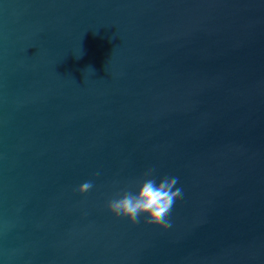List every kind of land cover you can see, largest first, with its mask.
Listing matches in <instances>:
<instances>
[{"label": "water", "instance_id": "1", "mask_svg": "<svg viewBox=\"0 0 264 264\" xmlns=\"http://www.w3.org/2000/svg\"><path fill=\"white\" fill-rule=\"evenodd\" d=\"M0 264H264V0H0Z\"/></svg>", "mask_w": 264, "mask_h": 264}, {"label": "clouds", "instance_id": "2", "mask_svg": "<svg viewBox=\"0 0 264 264\" xmlns=\"http://www.w3.org/2000/svg\"><path fill=\"white\" fill-rule=\"evenodd\" d=\"M98 175V173H97ZM179 178L175 176L157 177L154 168L144 172L137 181L138 191L121 190L111 198L108 210L118 218H127L132 224L145 222L163 229L171 227L169 217L175 203L183 198V189L177 187ZM94 184L91 180L83 182L77 189L81 194L91 191Z\"/></svg>", "mask_w": 264, "mask_h": 264}]
</instances>
